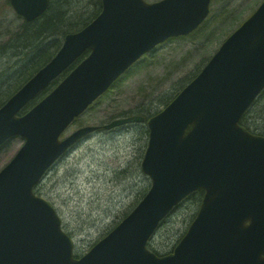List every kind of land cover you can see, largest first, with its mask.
I'll return each mask as SVG.
<instances>
[{"label": "water", "instance_id": "water-1", "mask_svg": "<svg viewBox=\"0 0 264 264\" xmlns=\"http://www.w3.org/2000/svg\"><path fill=\"white\" fill-rule=\"evenodd\" d=\"M25 21L48 0H9ZM211 0H102L100 12L67 33L54 56L0 106V145L23 143L0 169V264H264V136L239 120L264 89V0L220 44L199 73L146 119L141 170L151 184L135 207L79 258L54 206L34 192L71 145L98 129L61 133L142 55L188 35ZM85 51L37 103L21 109ZM144 116L131 114L105 129ZM202 189L198 211L170 253L146 244L182 199Z\"/></svg>", "mask_w": 264, "mask_h": 264}, {"label": "rangeland", "instance_id": "rangeland-1", "mask_svg": "<svg viewBox=\"0 0 264 264\" xmlns=\"http://www.w3.org/2000/svg\"><path fill=\"white\" fill-rule=\"evenodd\" d=\"M261 1L211 0L209 24L204 31L159 44L139 68L71 123L61 137L81 125L103 124L133 114L148 106L153 95L173 93L180 80L198 72L220 42ZM22 19L8 0H0V40L14 32ZM147 139L145 123L98 129L62 154L36 186L37 193L54 206L64 230L74 239L75 253L89 250L148 190L150 179L140 168ZM22 142L17 135L0 147V169ZM197 208L193 201L178 204L155 231L150 248L160 254L171 251Z\"/></svg>", "mask_w": 264, "mask_h": 264}, {"label": "trees", "instance_id": "trees-1", "mask_svg": "<svg viewBox=\"0 0 264 264\" xmlns=\"http://www.w3.org/2000/svg\"><path fill=\"white\" fill-rule=\"evenodd\" d=\"M100 10L101 0H48V7L41 16L28 22L22 19L20 25L18 24L19 26L14 32L6 39H1L0 60L4 59L5 61H0V106L28 78L52 58L61 46L65 34L84 27ZM208 24L209 19H206L191 34L201 32L202 30L204 31ZM148 56L147 54L137 61L95 102H98L104 95H107L112 88L119 86L129 73L139 68L149 58ZM198 72L190 78L180 80L181 83L173 89V93L170 95H153L149 98L148 106L138 108L133 114H141L145 117L153 115L166 105ZM56 83L57 80L52 82L49 87L43 89L24 107L22 112L44 96ZM240 124L246 126L254 133L264 135V89L243 113L240 118ZM35 191L37 193V189ZM202 194L203 191L198 189L189 194L184 201H190L191 203L193 201L196 206H199Z\"/></svg>", "mask_w": 264, "mask_h": 264}, {"label": "flooded vegetation", "instance_id": "flooded-vegetation-1", "mask_svg": "<svg viewBox=\"0 0 264 264\" xmlns=\"http://www.w3.org/2000/svg\"><path fill=\"white\" fill-rule=\"evenodd\" d=\"M150 250H152V251H154V252H155V250H153V249H151V248H150Z\"/></svg>", "mask_w": 264, "mask_h": 264}]
</instances>
